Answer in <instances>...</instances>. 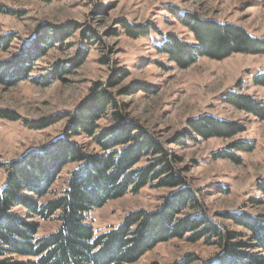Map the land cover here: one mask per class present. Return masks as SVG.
Masks as SVG:
<instances>
[{"label":"trees","instance_id":"trees-1","mask_svg":"<svg viewBox=\"0 0 264 264\" xmlns=\"http://www.w3.org/2000/svg\"><path fill=\"white\" fill-rule=\"evenodd\" d=\"M170 11L193 34L196 44L175 33H164L153 23L135 25L120 20L118 25L132 39L157 34L153 47L182 70L204 58L223 61L234 54L264 55V39L253 37L239 25L202 18L174 7ZM81 29L73 21L38 26L23 47L11 58L0 61V83L14 84L8 80L13 74L14 78L43 86L71 74L88 58L89 46L78 49L74 59L55 63L49 74L30 77L37 61L51 47H66L74 33L79 32L86 41L93 39L92 34H87L90 29ZM12 41L13 34L1 36L0 51H9ZM128 77L125 68H117L105 83H95L86 98L66 116L68 122L61 137L0 165L8 174L0 190V264H136L159 244L175 239L203 241L215 246L218 254L200 263L196 255L187 254L173 264H264V213L239 210L217 215L242 232L214 221L200 202V192L191 187L184 171L178 168L180 159L171 149L172 145L186 148L201 140L231 139L246 128L237 122L201 115L190 119L187 129L173 140H162L127 114L120 99L137 91H151L138 82L117 90ZM254 83L264 88V73L257 75ZM223 102L264 121V102L251 95L231 92ZM109 113L110 125L101 128L100 121ZM0 117L19 120L14 112L6 110H0ZM60 120L25 123L29 129L44 130ZM80 137L89 143L75 139ZM254 149L250 142L233 141L214 153L213 158L240 165L242 154ZM72 165L75 168L68 173L65 189L44 201L63 171ZM147 186L172 192L162 198L156 210L131 212L118 227L96 235L87 218L92 209L129 193L136 194ZM256 189L264 199V178L257 180ZM253 203L263 204L264 200ZM51 219L59 222L57 231L38 238L40 222Z\"/></svg>","mask_w":264,"mask_h":264},{"label":"rangeland","instance_id":"rangeland-1","mask_svg":"<svg viewBox=\"0 0 264 264\" xmlns=\"http://www.w3.org/2000/svg\"><path fill=\"white\" fill-rule=\"evenodd\" d=\"M170 7L239 25L253 37L264 39V0H0V37L13 34L9 51H0V61L11 58L41 25L73 21L82 26L81 30L90 29L87 34L93 35V39L86 41L77 32L66 47H51L30 74V77L49 74L55 63L68 62L74 59L78 49L89 46L85 62L62 79L39 86L11 74L8 80L14 84L0 83V110L14 112L19 118L11 121L0 117V165L61 137L68 122L66 116L86 98L92 86L105 83L117 68H125L129 77L117 90L137 82L151 90L137 91L120 99L127 114L162 140H173L187 129L190 119L201 115L237 122L246 128L244 133L231 139L201 140L189 143L186 148L171 146L180 159L178 168L184 171L183 176L191 187L200 192V202L209 216L230 230L242 232L217 215L239 210L264 213V203H253V200H264L256 189L257 180L264 178V121L225 104L223 98L237 92L264 102V88L254 83L256 76L264 73V55L234 54L223 61L204 58L182 70L153 47L157 34L132 39L118 25L120 20L135 25L153 23L164 33H175L196 44L193 34L171 13ZM9 10L13 13L7 12ZM103 60L106 62L102 63ZM56 118L61 120L44 130L29 129L25 123ZM110 120L109 113L100 121V127L109 126ZM75 139L89 143L84 137ZM238 140L255 145L253 152L242 154L240 165L213 158L214 153ZM73 168L75 165L63 171L44 201L65 189L68 173ZM7 176L5 170L0 169V190ZM171 192L147 186L136 194L129 193L99 209H92L87 218L96 235H101L110 227H118L131 212L156 210L162 198ZM40 224L38 238L59 227L54 219ZM187 254L196 255L200 263L213 259L218 249L203 241L189 243L175 239L159 244L136 264H173Z\"/></svg>","mask_w":264,"mask_h":264}]
</instances>
